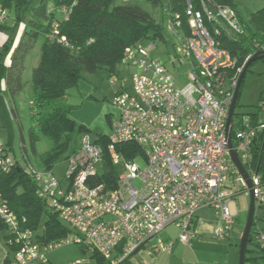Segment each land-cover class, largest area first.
<instances>
[{"label":"built area","instance_id":"obj_1","mask_svg":"<svg viewBox=\"0 0 264 264\" xmlns=\"http://www.w3.org/2000/svg\"><path fill=\"white\" fill-rule=\"evenodd\" d=\"M185 2L190 37L182 30L180 14L168 19L167 29L176 40V57L182 67H189L188 83L179 86L147 48L136 45L125 49L123 64L136 71L131 74L130 86L122 82L114 99L118 116L111 122L107 145L84 133L78 149L67 158L65 181L53 168L28 169L38 197L71 233L44 241L27 227L25 217L20 218L0 198V220L9 230L7 244L12 248L8 264L44 262L50 250L72 242L91 249L102 264H124L148 244L153 257L171 251L176 240L188 244L196 236L195 216L203 207L216 211L217 237L229 236L235 222L230 204L244 189L253 191L255 216L264 209V179L254 169L251 153L264 121L253 125L249 115L232 121V147L250 176L249 188L232 160L227 140L230 107L245 67H238V60L214 36L226 31L234 39L245 28L230 6L213 9L202 0V8L197 9L193 0ZM6 17L7 10L1 9L0 18ZM207 20L215 23L214 33ZM57 34L55 24L50 38L68 45ZM259 107L264 112V95ZM123 143L138 145L139 153L128 159L117 150ZM106 155L113 165L109 166L111 173L104 168ZM16 162L8 146L0 143V170L8 171ZM113 171L116 180L99 182L100 176ZM170 225L178 228L176 240L161 235ZM253 240L264 246V227L254 228Z\"/></svg>","mask_w":264,"mask_h":264},{"label":"trees","instance_id":"obj_2","mask_svg":"<svg viewBox=\"0 0 264 264\" xmlns=\"http://www.w3.org/2000/svg\"><path fill=\"white\" fill-rule=\"evenodd\" d=\"M31 1L0 0L2 9L15 13L14 26L0 21V31H14L21 22L26 26L22 39L14 50L10 66L5 65L4 59L12 50L13 37L10 36L0 48V91L3 81L7 82L6 95L13 100L24 90L25 55L42 32L44 40L41 45L40 61L32 72L31 84L34 97L30 101L33 102L31 107L34 116L37 117L36 126L53 144L52 148L42 156L43 169L49 170L74 153L79 147L80 137L89 131L85 124L79 123L71 116V112L77 105L66 102L69 91L79 88L84 74H94L99 70H106L110 76L115 75L119 65L123 63L125 49L129 46L140 45L147 38L152 40L161 38L163 26L140 5L122 4L118 3V0H55L56 5L65 14L64 20L61 21L55 19L54 13H48V0H41L37 7H33ZM146 1L155 6L164 5L167 11V21L175 14H180L182 30L186 37H190L188 17L185 14V0ZM204 1L213 9L217 5H222L230 6L236 11L245 28L244 32L235 35L234 39L229 38L226 31L214 36L220 45L229 50L232 56L238 60L237 66L245 67L249 55L264 50V7L250 13L248 21H245L237 9L240 0ZM193 2L197 9L202 8V0H193ZM64 8L67 9V13L63 11ZM55 24H58L59 28V34L56 37L58 39L65 38L68 45L50 38ZM206 24L214 33L215 23L207 20ZM27 37L31 38L32 43L23 50ZM259 60L264 61V57ZM256 61L249 65L242 78L236 108L239 104L245 76ZM240 115H249L253 125L259 124L258 112L237 114L235 110L234 117ZM32 135L33 150L36 152L34 143L39 140V137L34 133ZM93 139L105 146L108 143V134H99ZM24 150L27 153L25 146ZM117 150L128 159H133L139 153L140 148L134 143H123L117 145ZM251 153L253 167L264 179V130L256 132ZM105 161L109 166H113L107 155ZM29 170L23 168L18 161L10 170H0V198L20 218L27 219V227L37 232L42 229L41 233H38L42 240L52 241L66 237L71 233V229L61 221L56 212L38 197L36 182ZM105 180H116V172L113 171L109 176H100L99 182ZM256 221L257 217L254 219L253 226ZM253 226L249 242L256 244L260 248V252L257 253L255 248L249 249L248 243L246 263H264V246L253 240ZM6 229V225L0 220V232ZM5 237L8 239L9 235L7 234ZM7 247L8 253H11L12 248L8 244ZM249 252L255 254L247 256ZM8 257L6 264L9 263ZM98 258L103 262L99 256Z\"/></svg>","mask_w":264,"mask_h":264},{"label":"rangeland","instance_id":"obj_3","mask_svg":"<svg viewBox=\"0 0 264 264\" xmlns=\"http://www.w3.org/2000/svg\"><path fill=\"white\" fill-rule=\"evenodd\" d=\"M41 0H32L31 5L37 7ZM118 3L138 4L145 10L149 11L154 18L163 26V36L152 40L144 39L140 45L149 50L150 55L159 59L170 71L176 79L179 86L183 87L188 83L187 73L188 66L181 65L175 55L176 40L173 34L167 29V17L164 5H153L146 0H118ZM264 7V0H240L237 9L241 17L248 21L250 13L255 12ZM2 8V7H1ZM48 13H54L55 19L64 20L65 14L60 10L55 3V0H48ZM15 13L7 10V17L0 19L1 22L14 26ZM46 23L45 21H43ZM19 26L25 24L21 22ZM20 28V27H19ZM9 30V36L13 39L19 37V31ZM44 40V35L41 32L33 44V47L27 52L24 59L25 69L23 71V80L25 87L32 80L33 67H35L41 57V45ZM32 43L30 37H27L23 46V50ZM134 68H130L125 64L118 67V72L110 76L106 70H99L94 74H84L83 80L80 82L78 89L70 90L68 93L67 103L77 105L71 112V116L79 123L85 124L92 138H96L99 134H110L112 126L110 121L118 116V110L114 106V99L122 89V82L126 86L131 84V74L135 72ZM264 61H256L251 70L245 76V80L241 87V96L239 104L236 108L237 114H247L254 112H264L260 110L259 103L264 95ZM28 80V81H27ZM30 87L14 97V100L9 96L1 95L0 100V143L7 145L10 149V154L14 158L17 149L20 148L21 131L25 140V149L27 157L23 160L18 158L23 168L34 170H42V156L48 152L53 144L49 138L44 136L36 126L37 117L34 116L33 109L30 105V100L33 99V89ZM87 88L90 89L88 93ZM258 104V105H257ZM109 116V117H108ZM32 133L39 137L36 141L33 150ZM19 147V148H18ZM141 166L144 165L142 160H138ZM68 169L67 159H63L53 167V172L62 181H65V173ZM235 177V176H234ZM233 177V178H234ZM233 180V179H232ZM139 184L138 181H136ZM250 208V195L247 189L239 192L230 204L232 214L235 216V222L229 236L222 238L202 239L189 244H181L176 240L178 228L175 225H170L161 232L164 238H174L176 245L173 251L162 255L161 260H220L223 264H240V246L242 235L246 226L248 212ZM215 212L211 210L212 218H215ZM259 220L253 226L254 228L264 227V209L257 211L256 216ZM42 229L38 230L41 233ZM9 230L6 229L0 232V243L4 246L7 243L6 235ZM7 245V244H6ZM249 249L255 248L257 253L260 248L254 243L248 245ZM254 252H249L247 256L254 255ZM48 264H77V260L83 264L88 261L97 264L98 255L94 254L91 249L77 243L64 244L61 247L50 250L46 253ZM94 261V262H93ZM246 264H251L247 262ZM264 264V263H259Z\"/></svg>","mask_w":264,"mask_h":264},{"label":"crops","instance_id":"obj_4","mask_svg":"<svg viewBox=\"0 0 264 264\" xmlns=\"http://www.w3.org/2000/svg\"><path fill=\"white\" fill-rule=\"evenodd\" d=\"M1 9L2 8L0 6V10ZM19 27H17V28H19L18 31H19L20 35L17 39H14V44H13L12 50L4 59L6 66L11 65L14 50L18 47V45L22 39V36L24 34L25 30L23 29V26H19ZM9 38H10V36H9L8 31H0V48L8 41ZM33 69H34V67H33ZM29 84L32 87L31 82L27 83L26 87H30ZM26 87H25V89H26ZM6 88H7V82L3 81L1 84L0 100H2L1 95L7 96L5 93ZM87 91L89 93L90 89L87 88ZM258 120H259V123L264 121V115H261V112L259 113ZM111 122L112 121H110V124H111ZM24 145H25V140H24V137H23V134L21 131L20 148L18 147L19 149H17V153L14 155V159H16L19 163L21 160H19L18 158H21L24 160L27 157V155H26L27 153H25V150H24ZM9 151H10V149H9ZM233 177H234V175L232 176V179H233ZM211 210L215 212V214H214L215 218L210 217L211 216ZM194 225H195V230H196V236L189 243L196 242V241H199L202 239L219 238L216 235V231L219 227V221H218V216L216 214V211L213 208H211V207L200 208L196 213ZM166 239L175 240L174 238H169V237H167ZM181 244H183V243H181ZM175 245H176V241H175V244H174L171 251L174 250ZM149 251H150V245L149 244L145 245L141 250H139L135 254H133L131 256V258L128 261H126L124 264H223V263H221L220 260H161L160 257L162 255L168 253V252H164V253H161L160 255L156 256V257H153L149 254ZM94 254H96V253H94ZM7 256H8L7 245L5 244V246H4L2 243H0V264H6ZM78 261L79 260H77V264H83L81 261H79L80 263H78ZM96 262H97V264H102L101 260H96ZM34 264H48V260H46L44 262L37 261ZM85 264H93V263H92V261H88V262H85Z\"/></svg>","mask_w":264,"mask_h":264},{"label":"water","instance_id":"obj_5","mask_svg":"<svg viewBox=\"0 0 264 264\" xmlns=\"http://www.w3.org/2000/svg\"><path fill=\"white\" fill-rule=\"evenodd\" d=\"M263 57H264V50L254 54L250 58L248 63L246 64V66H245V68L243 70V73L240 76L239 84H238V87L236 89L235 96H234L232 105L230 107L229 117H228V120H227V140H228V145L231 148V157H232V160H233L234 164L236 165L237 169L240 171V173L245 178L249 188H251V186H252L251 180H250V176H249L245 166L243 165L241 159L239 158L236 150L233 149V147H232V143H231L232 142V121H233L234 113H235V110H236L238 91H239V86L241 84L242 78L245 75V73L247 72V69H248L249 65L253 61L262 59ZM104 168H105V171L107 173H111L112 170H111V168L109 167V165L106 162L104 163ZM249 195H250V208H249V212H248V218H247L246 226H245L244 233L242 235V240H241L240 264H246V250H247V245H248V243L250 241L249 236L251 234L252 226H253L254 219H255V197H254L252 189H250Z\"/></svg>","mask_w":264,"mask_h":264}]
</instances>
